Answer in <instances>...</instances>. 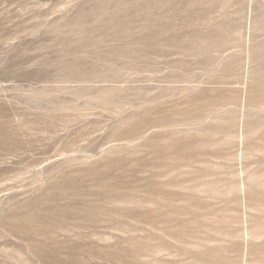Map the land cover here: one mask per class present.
Masks as SVG:
<instances>
[{
	"label": "rangeland",
	"instance_id": "1",
	"mask_svg": "<svg viewBox=\"0 0 264 264\" xmlns=\"http://www.w3.org/2000/svg\"><path fill=\"white\" fill-rule=\"evenodd\" d=\"M0 264H264V0H0Z\"/></svg>",
	"mask_w": 264,
	"mask_h": 264
}]
</instances>
